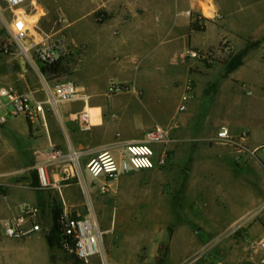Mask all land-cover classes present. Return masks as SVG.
<instances>
[{
	"label": "crops",
	"instance_id": "0c3cea01",
	"mask_svg": "<svg viewBox=\"0 0 264 264\" xmlns=\"http://www.w3.org/2000/svg\"><path fill=\"white\" fill-rule=\"evenodd\" d=\"M60 10L61 27L49 34L70 49L61 63V78L73 80L87 97L59 103L56 112L47 110L46 128H31L20 115L0 125V218L14 214L21 202L38 205L41 219L48 211L52 220L53 205L83 211L80 186L62 181L60 167L49 170L58 187L34 185L37 153L48 146L69 143L95 152L137 141L145 131L176 118L173 141L166 145L167 165L173 155L180 172H163L160 199L165 209L183 212L167 213L171 220L165 223L175 228L159 235L170 246L163 264H178L181 254L174 241L191 240V226L198 224L204 226L199 233L213 242L208 264H264L257 248L246 255L247 245L264 236V0H89L81 2V14L70 21L66 18L75 12ZM198 15L203 19L200 31L190 25ZM222 37L231 42L232 56L246 49L232 71L224 56L206 63L185 55L189 48L214 50ZM16 65L14 80L0 82L19 90L33 87L34 73L22 69L19 60ZM187 80L193 82V94L186 110L177 113ZM111 81L130 89L111 94ZM83 108L89 113L88 129L75 120ZM222 125L234 136L246 131L241 147L215 139ZM200 211L204 219L198 217ZM16 240H23L25 248H0V264H44L53 256L38 231ZM14 241L0 236V246L18 243Z\"/></svg>",
	"mask_w": 264,
	"mask_h": 264
},
{
	"label": "built area",
	"instance_id": "2783aa9c",
	"mask_svg": "<svg viewBox=\"0 0 264 264\" xmlns=\"http://www.w3.org/2000/svg\"><path fill=\"white\" fill-rule=\"evenodd\" d=\"M4 2L10 10V16L5 18L0 15V22L7 35L6 41L0 45V50L16 61L23 59L25 67L34 73L39 85L19 90L12 84L0 82V125L5 124L11 117L21 115L31 128H46L47 110L56 112L59 103L84 100L87 96L78 89L73 80L61 78L62 73L50 75L42 71V66L61 64L70 49L62 38L41 31H35L37 36L30 34L33 24L27 17L26 8L34 0ZM185 14L191 16L192 12L186 10ZM185 55L206 63H214L221 56L230 58L232 45L227 37H222L214 50L201 51L189 48ZM240 86L248 90L245 83H241ZM107 89L109 93L115 94L128 91L130 87L120 81H111ZM193 90V82L187 80L176 107L177 113L186 110ZM75 120L82 129H88L90 126L89 113L84 108L76 113ZM177 127L178 121L173 118L165 126L145 131L137 141L126 142L120 146L109 145L95 152L77 150L66 143L64 148L50 145L41 153H37L40 155L35 165L39 187H58L49 178V170L60 167L61 180L66 182L75 180L86 194L84 211L70 213L63 210L60 215L61 250L86 262L102 254L104 231L88 201L89 186L84 170L90 177L91 186H97L101 193L110 194L113 191L114 180L123 173L132 169L166 166L169 156L166 145L173 141L172 132ZM245 137L246 131L234 136L225 125L220 126L215 132L217 141L233 146L241 147V140ZM160 144L163 148L158 150L157 146ZM82 158H86L84 163ZM1 190L0 183V195ZM62 204L65 205L64 202ZM40 216L41 209L38 205L21 202L14 214L0 218V236L14 239L28 237L41 229ZM256 246L263 254L260 261L264 263V236L257 240ZM187 264H191V261Z\"/></svg>",
	"mask_w": 264,
	"mask_h": 264
},
{
	"label": "rangeland",
	"instance_id": "374dc122",
	"mask_svg": "<svg viewBox=\"0 0 264 264\" xmlns=\"http://www.w3.org/2000/svg\"><path fill=\"white\" fill-rule=\"evenodd\" d=\"M88 1L34 0L26 8L27 17L33 24V27L29 31L30 34L37 36L35 31H44L48 34L54 32L62 24L59 21L61 14L60 7L65 9L66 12L69 10L70 12H75L76 16L69 14V17L66 18V21H70L81 14V2L88 3ZM0 15L5 18L10 16V10L7 8L4 0H0ZM193 18L195 19L196 16ZM198 19L200 22L203 21L199 15ZM80 20L77 19L75 21L76 25L81 24ZM6 38V32L0 22V45L6 41ZM9 63H13V66L11 65V71L7 72V65ZM18 71L16 59L2 53L0 50V80L3 82L8 81L5 77H11L10 80H14L15 73ZM31 83L33 87L39 85L35 75H32ZM163 172H180L178 164L173 163V155L172 157L170 156V164L164 167L132 169L121 174L113 182V191L110 194H104L98 190L97 186L93 185L94 189H92L90 177L86 173V170H84L89 186L88 201H90L100 227L104 231L102 254L94 256L86 262L76 259L61 249L49 248V254H53V257H47L44 264H163L164 256L168 254L170 246L169 241L160 240L159 235H168L175 228V226L165 223L171 220L167 213L183 212V210L179 209L164 208L163 199H160L162 196L160 194V186L164 183ZM70 181L76 182L75 180ZM79 188L82 202L81 209L84 211L86 194L81 190V187ZM171 197H173V193ZM57 206L53 205V207ZM67 212L72 213L73 209H68ZM252 212L253 210L247 212L246 221L251 219ZM49 215L50 212L48 211H44L42 215L44 219H42L41 229L38 231L41 234H44L45 225L51 223ZM198 215L199 218L204 219L201 211ZM191 227V240L174 241L175 249L181 254L178 264H187L189 261H191V264H208L212 254L211 248L213 242L208 241L209 235L207 233H199L200 228L204 227L203 225L198 224ZM9 239L14 241L13 238ZM14 242L18 243L3 244L0 248H25L23 240L15 239ZM256 248V245H247V257L254 254Z\"/></svg>",
	"mask_w": 264,
	"mask_h": 264
},
{
	"label": "trees",
	"instance_id": "16d2710c",
	"mask_svg": "<svg viewBox=\"0 0 264 264\" xmlns=\"http://www.w3.org/2000/svg\"><path fill=\"white\" fill-rule=\"evenodd\" d=\"M200 20L198 19V16L191 22V28L197 31H200L203 29V26L199 24ZM246 49L242 50L239 53L234 54L228 59L227 62V70L232 71L235 69L238 65L241 64L242 56L244 55ZM61 64L57 65H51V66H42V71L54 75L61 73ZM35 186H39L38 176L36 172V180L34 182ZM62 213L61 207H53L52 208V220L50 224L45 225L44 227V235L46 238V241L50 248L54 249H60L59 243H60V237H61V231H60V225H59V218ZM74 256L73 254H70ZM76 259L81 260L74 256ZM83 261V260H81Z\"/></svg>",
	"mask_w": 264,
	"mask_h": 264
},
{
	"label": "water",
	"instance_id": "95a60500",
	"mask_svg": "<svg viewBox=\"0 0 264 264\" xmlns=\"http://www.w3.org/2000/svg\"><path fill=\"white\" fill-rule=\"evenodd\" d=\"M19 65L21 66L22 69L25 68V62L23 59H19ZM8 70H10V66H8ZM53 257V256H52Z\"/></svg>",
	"mask_w": 264,
	"mask_h": 264
},
{
	"label": "bare ground",
	"instance_id": "6f19581e",
	"mask_svg": "<svg viewBox=\"0 0 264 264\" xmlns=\"http://www.w3.org/2000/svg\"><path fill=\"white\" fill-rule=\"evenodd\" d=\"M206 9H208V8H206Z\"/></svg>",
	"mask_w": 264,
	"mask_h": 264
}]
</instances>
